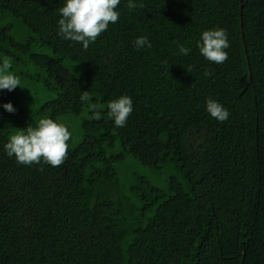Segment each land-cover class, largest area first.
Returning a JSON list of instances; mask_svg holds the SVG:
<instances>
[{
	"label": "trees",
	"instance_id": "obj_1",
	"mask_svg": "<svg viewBox=\"0 0 264 264\" xmlns=\"http://www.w3.org/2000/svg\"><path fill=\"white\" fill-rule=\"evenodd\" d=\"M134 2L121 0L117 23L85 50L57 34L63 0H0V19L24 30L17 39L14 23L0 25V62L24 87L0 91V264H264V0ZM217 27L230 41L222 65L196 48ZM138 36L151 47L136 49ZM33 87L53 97L35 106ZM120 95L133 112L116 128L107 104ZM208 98L226 121L208 115ZM84 111L82 139L70 147V136L58 167L3 150L15 130ZM137 164L171 169L165 188Z\"/></svg>",
	"mask_w": 264,
	"mask_h": 264
},
{
	"label": "clouds",
	"instance_id": "obj_2",
	"mask_svg": "<svg viewBox=\"0 0 264 264\" xmlns=\"http://www.w3.org/2000/svg\"><path fill=\"white\" fill-rule=\"evenodd\" d=\"M121 0H63V6L58 9L59 19L58 35L66 40L79 43L87 50L90 44L109 28V24H116L120 18L117 10ZM134 0H128L129 10L135 9ZM136 49L151 47L147 36H138L134 40ZM179 54L188 56L192 49L179 45ZM230 47L227 32L222 28L203 30L196 41L199 54L209 63L222 65L228 59L226 49ZM205 77L212 73L205 71ZM21 87V80L10 71L7 61L0 62V91H14ZM83 104H87L92 110V118L102 119V105L91 104V96L88 91L82 92L79 97ZM2 108L8 113H14L16 109L12 103H4ZM205 110L208 115L218 122H224L229 118V111L220 102L208 98L205 101ZM133 112V99L128 95H120L107 104V117L113 122L114 127L122 128ZM71 133L67 126L51 118L39 119L35 126L16 131L8 137L3 144V150L8 157H15L17 164L30 166L41 161L53 167L60 166L67 155L68 141Z\"/></svg>",
	"mask_w": 264,
	"mask_h": 264
},
{
	"label": "rangeland",
	"instance_id": "obj_3",
	"mask_svg": "<svg viewBox=\"0 0 264 264\" xmlns=\"http://www.w3.org/2000/svg\"><path fill=\"white\" fill-rule=\"evenodd\" d=\"M14 21H15L14 18L9 16L7 18H3V20L0 19V25L7 24V23H14L16 27L15 36L17 39H21V37H23L24 30L18 25L17 22H14ZM65 66L77 78H84L85 71L82 68V66H80L79 64L70 62V61H65ZM25 97L27 98V100L32 102L31 104L38 106L42 102L50 100L53 97V95L50 93L44 92L40 90L39 88L33 87V89L31 90L29 88V91L26 92ZM87 116H88L87 112L84 111L79 116L61 115L57 118V122L65 124L68 130L71 132V140L69 143L70 147L76 146L81 141L82 139L81 123H82L83 118H86ZM16 131L18 130H15L11 134H14ZM135 170L139 174L143 175L148 180H150L152 184L162 189L165 188L166 182L168 180V176L172 172L171 169L153 170L151 168H147L139 164L136 165Z\"/></svg>",
	"mask_w": 264,
	"mask_h": 264
},
{
	"label": "water",
	"instance_id": "obj_4",
	"mask_svg": "<svg viewBox=\"0 0 264 264\" xmlns=\"http://www.w3.org/2000/svg\"><path fill=\"white\" fill-rule=\"evenodd\" d=\"M241 1V0H240ZM241 25V34H242V23L240 24ZM249 76H250V74H249Z\"/></svg>",
	"mask_w": 264,
	"mask_h": 264
}]
</instances>
